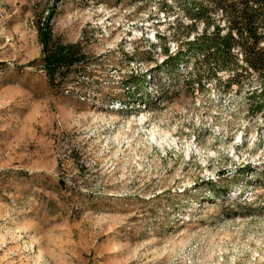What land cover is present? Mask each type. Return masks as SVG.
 I'll list each match as a JSON object with an SVG mask.
<instances>
[{"label":"rangeland","instance_id":"374dc122","mask_svg":"<svg viewBox=\"0 0 264 264\" xmlns=\"http://www.w3.org/2000/svg\"><path fill=\"white\" fill-rule=\"evenodd\" d=\"M193 2L0 0V264H264V84L165 62Z\"/></svg>","mask_w":264,"mask_h":264},{"label":"trees","instance_id":"16d2710c","mask_svg":"<svg viewBox=\"0 0 264 264\" xmlns=\"http://www.w3.org/2000/svg\"><path fill=\"white\" fill-rule=\"evenodd\" d=\"M186 14L190 23L183 24L184 29L190 34L202 24V32L188 40V50L168 56L165 62L175 59L179 64L193 59L199 83L214 78L228 87L246 81L264 84V0H194ZM54 15L50 13L38 24L42 67L51 83L65 78L83 61L79 43H63L54 38ZM164 53L169 55L168 50ZM223 72L229 73L224 81L220 76ZM263 91L258 96H264ZM261 109L257 105L253 112Z\"/></svg>","mask_w":264,"mask_h":264}]
</instances>
